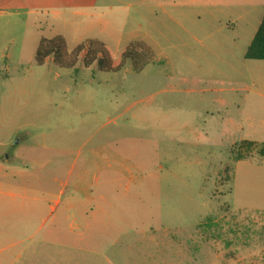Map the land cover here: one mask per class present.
Segmentation results:
<instances>
[{
	"label": "rangeland",
	"instance_id": "1",
	"mask_svg": "<svg viewBox=\"0 0 264 264\" xmlns=\"http://www.w3.org/2000/svg\"><path fill=\"white\" fill-rule=\"evenodd\" d=\"M202 4L172 20L140 0H0V264H264V61L244 58L264 6L235 23ZM55 37L104 44L115 71L83 67L86 48L35 65ZM132 42L140 71L119 65Z\"/></svg>",
	"mask_w": 264,
	"mask_h": 264
},
{
	"label": "trees",
	"instance_id": "2",
	"mask_svg": "<svg viewBox=\"0 0 264 264\" xmlns=\"http://www.w3.org/2000/svg\"><path fill=\"white\" fill-rule=\"evenodd\" d=\"M86 48L85 55L82 58V66L90 67L96 63V68L101 72H113L116 67L113 66V53L102 43L90 41L87 46L79 45L70 54L66 52L64 41L60 37L50 40L41 39L34 54V63L42 66L46 59L52 58V62L60 67L70 69L77 63V58L83 49ZM119 65L129 61L135 71H140L145 64L151 60V52L144 45L132 42L125 46L118 53ZM115 57V56H114ZM117 58V57H115ZM246 60L264 61V15L257 28L249 46L244 54ZM253 146V143H246ZM264 148L260 150L259 155L263 156Z\"/></svg>",
	"mask_w": 264,
	"mask_h": 264
},
{
	"label": "crops",
	"instance_id": "3",
	"mask_svg": "<svg viewBox=\"0 0 264 264\" xmlns=\"http://www.w3.org/2000/svg\"><path fill=\"white\" fill-rule=\"evenodd\" d=\"M204 1L206 0H140V2L142 3L150 2L152 8L151 14H154L156 11V13L159 14L160 12L162 16H167L171 19L175 18L176 16H184L183 11L181 10L185 7L188 8V10L190 8H193V10L203 8L202 2ZM207 2L210 4V6H213L215 9H218V12L221 15L235 16V21H234L235 23L238 21H242L244 18H245L244 19L245 23H248L252 19H255L254 12L256 11V8L258 6H264V0H207ZM193 13L198 15V13L196 12ZM249 61H255V60H249ZM258 93H259L258 96L264 97V91ZM242 142L253 143L254 145L262 144V143H257L256 141L251 139L244 140ZM261 158L262 159L264 158V154L263 156H261ZM103 160L105 162L104 167L108 171V173H112L113 175H117L119 173V169L121 166L119 165L120 163L118 164L116 161H120L121 158L117 156H109V157H105ZM244 161L245 158L244 159L241 158L236 160L235 163L236 165H238L240 163H243ZM105 173L107 172L105 171ZM113 182H115V180ZM104 191L105 190H103V192ZM56 204H58V202H56ZM76 206L78 205H75V203L72 201H69V203L66 205L65 212L69 214L68 219H72V221L74 220L73 223L76 224L88 223L87 220L91 221V219L87 218V217H91L89 213L85 212L84 215L83 213L80 214ZM92 223H94V220H92Z\"/></svg>",
	"mask_w": 264,
	"mask_h": 264
}]
</instances>
